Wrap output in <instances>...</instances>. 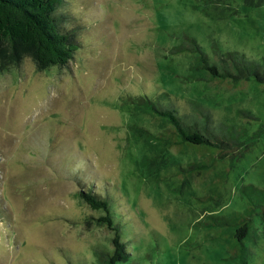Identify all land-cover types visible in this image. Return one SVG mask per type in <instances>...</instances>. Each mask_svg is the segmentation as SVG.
Here are the masks:
<instances>
[{
	"label": "rangeland",
	"instance_id": "rangeland-1",
	"mask_svg": "<svg viewBox=\"0 0 264 264\" xmlns=\"http://www.w3.org/2000/svg\"><path fill=\"white\" fill-rule=\"evenodd\" d=\"M230 5L237 14L211 19L196 0H66L58 13L78 43L67 63L0 51V264H100L113 231L79 181L108 199L123 264H264L257 212L242 244L234 227L198 224L247 212L241 188H264V83L213 80L196 52H176L188 35L211 60L263 63L264 4ZM138 96L241 129L239 150L172 142Z\"/></svg>",
	"mask_w": 264,
	"mask_h": 264
},
{
	"label": "trees",
	"instance_id": "trees-1",
	"mask_svg": "<svg viewBox=\"0 0 264 264\" xmlns=\"http://www.w3.org/2000/svg\"><path fill=\"white\" fill-rule=\"evenodd\" d=\"M196 1L202 3L203 13L211 19H224L238 13V8H232L230 5L231 1L237 0ZM220 1L223 4H219ZM241 1L247 6L264 4V0ZM64 2L66 0H0V51L32 52L40 67L67 63L73 57L78 43L71 36V31L62 26L63 15L58 12L62 9ZM67 16L71 14L67 13ZM184 39V43L176 47V52L184 50L196 52L201 61L200 66L213 80L238 81L252 77L264 83V61L258 63L248 60L244 55L235 51L218 53L216 59L211 60L193 37L185 35ZM134 102L143 106L145 110L157 113L167 121V137L174 143L192 147L200 146V148L213 147L216 149V157L219 158H223L227 153H232V157L239 150L237 147L244 132L233 125L212 126L207 112H201L203 118L189 117L188 119L186 114L173 105L160 102L159 104L145 96H138ZM165 138L166 136L162 137L166 140ZM155 159L156 157L148 163L154 162ZM191 167L203 168L204 165L191 164ZM78 184L83 187L77 191L80 199L92 209H102L105 213L98 220L106 223V226L113 231V249L110 252H101L99 263L123 264L128 260L129 252L122 240L119 225L113 221L109 201L105 195L104 197L100 194L103 190L94 189L91 183L83 186V181H79ZM241 192L248 202L247 212L229 216L225 214L208 215L198 224L204 227H234L233 238L240 244L248 236L249 224L254 212L259 214L264 229V188L249 183L241 188Z\"/></svg>",
	"mask_w": 264,
	"mask_h": 264
}]
</instances>
